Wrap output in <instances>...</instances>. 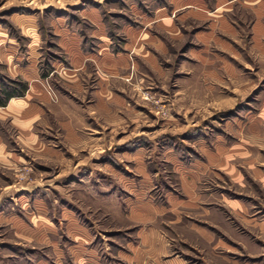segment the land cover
<instances>
[{"label":"rangeland","instance_id":"1","mask_svg":"<svg viewBox=\"0 0 264 264\" xmlns=\"http://www.w3.org/2000/svg\"><path fill=\"white\" fill-rule=\"evenodd\" d=\"M258 2L0 0V86L25 81L11 74L29 60L54 79L51 61L65 62L66 37L94 53L108 44L115 59L129 62L90 75L87 85L96 87L114 74V111H97L103 135L76 153L52 128L44 137L62 157L32 155L0 121V139L16 157L0 160V264H89L90 254L120 264L135 230L123 220L127 202L145 200L163 210L170 249L159 263L146 255V264H264ZM20 15L35 21V35L13 20ZM83 229L90 241L75 236Z\"/></svg>","mask_w":264,"mask_h":264},{"label":"crops","instance_id":"2","mask_svg":"<svg viewBox=\"0 0 264 264\" xmlns=\"http://www.w3.org/2000/svg\"><path fill=\"white\" fill-rule=\"evenodd\" d=\"M257 6L258 14L264 13V0H259ZM85 11V10H83ZM97 18L94 12H90ZM16 20L17 25L24 31L36 34V23L33 19L20 15ZM99 53H94L83 47L79 39L65 38L61 43L64 51L65 62L61 61L56 66V62L51 61L54 79L48 80L42 76V71L37 65L38 61L29 60L26 67L20 68L14 77H22L28 82V90L24 96H17L10 99L6 106H0V121H7L13 126L19 135V144L32 155L42 158L57 156L62 157L61 149L50 145L44 134L48 129H57L62 134L63 148L68 151L78 152L84 149L93 139H100L99 123L97 111L108 116L113 115L115 104V76L110 79L102 76L98 86H88L90 75L99 66L107 73H114L115 65L122 70H126L128 60L117 58L107 52L105 43L100 44ZM96 50V51H97ZM59 62V60H56ZM50 81V86L54 90L57 99H53L46 82ZM56 81V83H54ZM110 82V83H109ZM90 98V99H89ZM93 98V101L91 100ZM88 99L87 104L83 101ZM113 122L106 121V125ZM94 135V137L92 136ZM97 135V136H96ZM96 136V137H95ZM3 138V137H2ZM0 139V160L5 164L16 161V157L11 150L6 148V143ZM106 139L104 136L101 137ZM5 143V144H4ZM1 144H3L1 146ZM59 152V153H58ZM62 152V153H61ZM6 159V160H5ZM12 170V169H11ZM190 186V183L187 182ZM23 189H25L23 187ZM28 188L26 187L25 190ZM24 191V190H23ZM28 191V190H27ZM127 214L123 220L135 227L133 239L126 241L127 251H122L123 262L120 264H146L145 256L149 255L156 263L161 262L163 254L169 252L166 235L160 228L159 219L163 216V210L152 201H142L138 204L127 202ZM178 223V218L175 219ZM81 227V226H80ZM85 229V227H83ZM76 232L75 236L84 237V241H90L86 230ZM204 240L208 237L204 233L197 232ZM122 259V258H121ZM89 264H101L90 254ZM169 264H183L180 261L172 260Z\"/></svg>","mask_w":264,"mask_h":264},{"label":"trees","instance_id":"3","mask_svg":"<svg viewBox=\"0 0 264 264\" xmlns=\"http://www.w3.org/2000/svg\"><path fill=\"white\" fill-rule=\"evenodd\" d=\"M28 90V82L21 79L11 80L0 86V106H6L11 98L24 96Z\"/></svg>","mask_w":264,"mask_h":264}]
</instances>
